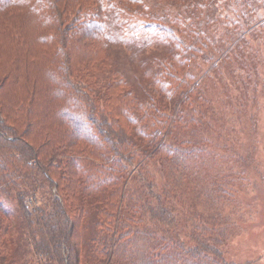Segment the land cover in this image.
I'll use <instances>...</instances> for the list:
<instances>
[{"label": "trees", "instance_id": "obj_1", "mask_svg": "<svg viewBox=\"0 0 264 264\" xmlns=\"http://www.w3.org/2000/svg\"><path fill=\"white\" fill-rule=\"evenodd\" d=\"M252 1L229 21L217 0H183L179 30L158 29L172 47L144 66V85L115 75L92 106L91 90L58 66L54 72L48 56L58 37L63 51L87 50L80 64L88 66L94 40L108 32V12L119 10L105 0H0V46L12 43V54L0 56V264H230L222 248L227 226L212 216V228L200 229L187 215L196 207L216 214L233 195L228 180L244 173L223 172L230 157L254 159L248 93L239 79L227 90L214 71L222 61L232 76L239 52H249L245 40L264 30V11ZM25 2L28 17L45 27L56 16V34L28 44L27 29L14 21L24 16L12 8ZM236 21L245 25L235 32L242 40L227 32ZM37 53L47 61L42 71L32 69ZM210 74L216 81L206 87ZM122 79L115 99L112 85ZM236 115L249 119L245 128L232 123Z\"/></svg>", "mask_w": 264, "mask_h": 264}, {"label": "rangeland", "instance_id": "obj_2", "mask_svg": "<svg viewBox=\"0 0 264 264\" xmlns=\"http://www.w3.org/2000/svg\"><path fill=\"white\" fill-rule=\"evenodd\" d=\"M98 1L103 2L104 0ZM132 1L105 0V3L117 8L119 11L112 8L108 12V16H110L108 19V32L98 40H94L97 42L92 46L95 59L88 66H84V63L80 64V60H87L89 55L87 50L81 48L80 45V48L76 46L75 49L73 46H66L67 51L65 49L63 51L60 47L62 40L58 37L55 38L54 43L59 46L52 51L54 55L48 56V59L52 61L51 66H49L54 72H58L56 68L58 66L61 73H64L66 77L77 80L76 84L79 83V85L85 86V89L91 90L90 94L87 93L85 96L88 101H93L92 106H95L96 99L94 98L103 93L101 89L104 83L109 82L115 75L125 76L124 80L127 79L131 84H141L140 80L146 81L147 78L145 77L147 76L144 75V66L148 67L157 57L164 55L165 50L172 47L171 45L167 47L163 45L166 37L158 29L163 26L178 29L174 25L175 18L178 15H187V11L182 9L183 0L180 2L177 0ZM27 4L28 2L21 3L18 7L12 8L17 10V14L20 13L19 15L24 16L20 20L15 19L14 21L27 29L28 44L31 41L36 44L40 43L38 38L48 31L56 34V24L58 22L56 16L53 19L54 21L48 27H45L40 20L28 17L25 12L28 7ZM251 5L253 7L258 6L260 8L259 13H263L264 3L254 0ZM244 6L243 0H217L216 2L217 12L220 11L226 16L225 19L229 21H233L232 19L236 18L238 10ZM60 17H62V13ZM148 22L159 24V26L145 27ZM236 22H233L235 29L233 27L231 31L227 32L235 33L240 31V28L245 29V25H242L240 21ZM139 24H143L144 27H137L136 25ZM178 30L177 32L182 35ZM208 30L209 28L206 29V31ZM224 32L221 31L223 36L226 34ZM257 34L254 38H249L250 35L247 36L249 39L245 40V45L248 46L249 52L246 57L239 52L241 58H238L239 64L234 69L232 76L227 78L226 70L228 67L225 69L222 61L215 63L216 68L214 70L220 73L219 78L222 77L223 79L220 81V85L227 86V90H230L229 87L232 84H237L239 79V83L242 82L244 91L248 93V104L253 111L250 121L255 123L254 134L251 136L252 141L249 142L250 148L254 147L252 150L254 159L250 162H234L238 154L230 157L229 163L222 169L223 172L229 171L232 174L236 173L238 168H244V171H242L244 173L232 178L233 181L228 180L227 187L231 189L233 195L227 198L224 207L218 210L216 214H213L214 208L196 207L197 213L193 210L187 215L189 224L198 223L200 229H208L209 231L212 228L208 222V220H214L212 216L217 217L218 222L222 221L225 224H222L223 227L227 226L225 230L229 231V234L224 238L222 248H224L223 255L230 264H264V30ZM235 35L236 38L239 37L242 40L239 33H235ZM182 39L184 41V36H182ZM185 41L191 42L192 40L185 39ZM10 45L12 43L9 42L3 47L0 46V56L4 58L12 54ZM208 52L210 53L209 49ZM233 54L237 57L238 52L234 50ZM31 59L35 60L32 64L34 71H42L47 65L45 58H42L38 53L34 54ZM65 62H67L69 70ZM42 65L45 66L40 69ZM54 75L55 78H58L56 73ZM48 77L52 79V75H48ZM124 80L122 79L120 83L118 81L117 86L112 85L111 91L113 95L115 94V99L118 93L122 94V88L126 82ZM213 80L215 79L210 74L205 82L206 87L213 86L212 83L214 84L216 81L213 82ZM107 95L108 101H110L109 97L111 95L109 92ZM115 99L111 100L115 101ZM96 103H98L97 100ZM104 114L108 115V112ZM236 116L233 118L232 123L239 129L241 127L245 128L249 119ZM239 135L241 136V134ZM203 136L210 138L211 134L207 131L203 133ZM239 139L244 141L245 138ZM235 142L241 146L238 139ZM191 145L193 150L197 148L193 139ZM239 146L236 145V148L239 149ZM209 149L214 153L217 152V141H211ZM157 167L158 165L153 167V175L156 179H159ZM180 205L183 206L184 203H180ZM225 218L229 219L226 221ZM222 225H218L216 228H222ZM156 228H162L160 219H156Z\"/></svg>", "mask_w": 264, "mask_h": 264}]
</instances>
